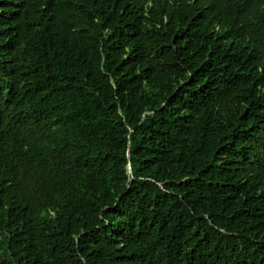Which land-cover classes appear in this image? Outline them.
I'll return each mask as SVG.
<instances>
[{"label": "trees", "instance_id": "1", "mask_svg": "<svg viewBox=\"0 0 264 264\" xmlns=\"http://www.w3.org/2000/svg\"><path fill=\"white\" fill-rule=\"evenodd\" d=\"M0 264H264V0H0Z\"/></svg>", "mask_w": 264, "mask_h": 264}, {"label": "bare ground", "instance_id": "2", "mask_svg": "<svg viewBox=\"0 0 264 264\" xmlns=\"http://www.w3.org/2000/svg\"><path fill=\"white\" fill-rule=\"evenodd\" d=\"M83 2V1H82ZM72 8V7H71ZM75 13V12H74ZM19 119V118H18ZM231 122V121H230ZM257 158V157H256ZM256 161V160H255ZM257 163V162H256ZM254 164V163H253Z\"/></svg>", "mask_w": 264, "mask_h": 264}]
</instances>
